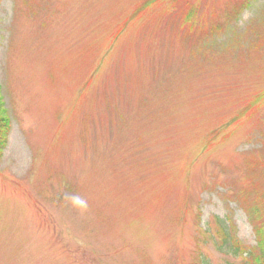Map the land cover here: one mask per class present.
<instances>
[{
  "label": "rangeland",
  "instance_id": "rangeland-1",
  "mask_svg": "<svg viewBox=\"0 0 264 264\" xmlns=\"http://www.w3.org/2000/svg\"><path fill=\"white\" fill-rule=\"evenodd\" d=\"M0 86V264H245L223 231L257 247L264 0H1Z\"/></svg>",
  "mask_w": 264,
  "mask_h": 264
},
{
  "label": "trees",
  "instance_id": "trees-1",
  "mask_svg": "<svg viewBox=\"0 0 264 264\" xmlns=\"http://www.w3.org/2000/svg\"><path fill=\"white\" fill-rule=\"evenodd\" d=\"M11 128V118L0 86V162L8 147ZM219 235H222L221 247H226L235 257L241 253L246 255L245 264H264V234L260 228L256 227L258 245L255 248H248L238 243L233 232L223 231ZM258 252L260 253L259 256Z\"/></svg>",
  "mask_w": 264,
  "mask_h": 264
},
{
  "label": "clouds",
  "instance_id": "clouds-1",
  "mask_svg": "<svg viewBox=\"0 0 264 264\" xmlns=\"http://www.w3.org/2000/svg\"><path fill=\"white\" fill-rule=\"evenodd\" d=\"M72 204L74 207H76L80 210H86V208H87L86 201L83 200L82 198L78 197V196L72 198Z\"/></svg>",
  "mask_w": 264,
  "mask_h": 264
}]
</instances>
